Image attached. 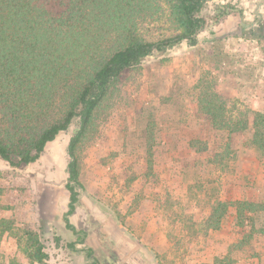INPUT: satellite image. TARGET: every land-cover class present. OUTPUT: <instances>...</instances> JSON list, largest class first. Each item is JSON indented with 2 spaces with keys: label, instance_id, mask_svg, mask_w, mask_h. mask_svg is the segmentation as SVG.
Segmentation results:
<instances>
[{
  "label": "rangeland",
  "instance_id": "1",
  "mask_svg": "<svg viewBox=\"0 0 264 264\" xmlns=\"http://www.w3.org/2000/svg\"><path fill=\"white\" fill-rule=\"evenodd\" d=\"M160 3L158 13L139 20L147 41L177 33L169 7ZM227 4L239 19L218 33L201 30L195 45L183 41L146 57L97 108L76 149L82 211L74 222L88 231L84 243H76L84 234L65 233L60 218L69 194L67 147L80 118L35 162L14 168L0 158V218L13 220L21 233L31 227L48 254L42 263L33 261L27 237L19 244L6 233L0 264H90L86 252L110 234L119 250L157 264H264V233L231 249L249 231L236 224L234 207L220 228L207 224L218 200L264 202V151L251 143L252 123L239 132L217 128L199 105L213 89L233 119L264 112V0L244 8ZM207 12L215 25L216 6ZM249 13L252 19H244ZM258 223L264 224L261 215Z\"/></svg>",
  "mask_w": 264,
  "mask_h": 264
},
{
  "label": "trees",
  "instance_id": "2",
  "mask_svg": "<svg viewBox=\"0 0 264 264\" xmlns=\"http://www.w3.org/2000/svg\"><path fill=\"white\" fill-rule=\"evenodd\" d=\"M161 1L169 7L177 33L147 41L139 34V20L158 13ZM210 1L0 0V158L14 168L35 162L46 145L79 117L80 127L67 147L68 214L72 213L78 202L76 185L81 184L76 149L111 86L155 52L165 53L183 41L197 44L198 32L210 24ZM234 10L233 5H216L215 21H223ZM111 42L114 46L109 47ZM199 105L217 128L239 132L252 123L251 143L264 151V112L233 119L227 103L213 89L199 97ZM230 207L236 211V224L249 228L231 249L242 247L256 232L264 233V224L258 223L260 215L264 217V202L248 199L218 200L208 227L220 228ZM66 225L83 233L68 219ZM22 230L13 220L0 218V247L6 233L19 244L27 237L29 257L44 262L48 254L36 232L29 226ZM74 244H70L73 249Z\"/></svg>",
  "mask_w": 264,
  "mask_h": 264
},
{
  "label": "flooded vegetation",
  "instance_id": "3",
  "mask_svg": "<svg viewBox=\"0 0 264 264\" xmlns=\"http://www.w3.org/2000/svg\"><path fill=\"white\" fill-rule=\"evenodd\" d=\"M68 166V164H67ZM68 172V169H67ZM68 178H69V173H68ZM68 182V179H67ZM66 182V183H67ZM66 183H65V187H66ZM80 186V185H79ZM66 189L68 190V188L66 187ZM77 189V188H76ZM79 191V190H78ZM68 202H67V208L66 210H64L61 214V220L64 224V231L65 233H74V231L70 228L67 227L66 222L67 219L70 223H72L73 225L76 226L75 222H74V217L80 216L81 214V200H80V191L78 193V202L76 205L75 210L68 214V210H69V203H70V191L68 190ZM85 215L88 216V212L86 210V212H84ZM81 217V216H80ZM77 228V226H76ZM107 228V226H106ZM65 229L69 230V232H67ZM78 230H83V233L78 234V233H74L76 236H81L82 234L83 237L79 238V240L76 241V243H84L85 241V237L88 236V231L81 228H77ZM110 234L109 239H106V237L103 235H100L101 237L99 238L98 241L95 242V245L93 247H90L89 251L86 252V258L90 259V264H157L156 261H149L143 258V255L139 252L137 253H131V252H126L123 250H119L118 247V240L117 238L113 235ZM125 235V234H124ZM104 239H106L105 243H104ZM83 241V242H81ZM75 243V242H74ZM75 245V244H74ZM76 247V246H75ZM76 249V248H75ZM79 250V249H78ZM108 254V256L106 255Z\"/></svg>",
  "mask_w": 264,
  "mask_h": 264
},
{
  "label": "crops",
  "instance_id": "4",
  "mask_svg": "<svg viewBox=\"0 0 264 264\" xmlns=\"http://www.w3.org/2000/svg\"><path fill=\"white\" fill-rule=\"evenodd\" d=\"M253 1H255V0H211L209 2V4L216 6L218 4H227V3L236 4L237 3V6L241 5L240 7L244 8L246 4L251 5L253 3ZM243 14H247V10H244ZM252 17H253V15L251 13H249V15L245 16L244 19L250 20V19H252ZM234 18L239 19L240 17L237 16L235 13H231V14L227 15V17L223 21L216 23L215 25L208 24L207 28L210 27L209 29H213L214 31H216L218 33V30H221V28L224 25H226L228 23V21H230L231 19H234Z\"/></svg>",
  "mask_w": 264,
  "mask_h": 264
},
{
  "label": "water",
  "instance_id": "5",
  "mask_svg": "<svg viewBox=\"0 0 264 264\" xmlns=\"http://www.w3.org/2000/svg\"><path fill=\"white\" fill-rule=\"evenodd\" d=\"M63 132H64V131H63ZM59 135H60V134H59ZM59 135H58V136H59ZM58 136H57V137H58ZM57 137H56V138H57ZM53 141H54V140H53ZM51 142H52V141H51Z\"/></svg>",
  "mask_w": 264,
  "mask_h": 264
},
{
  "label": "bare ground",
  "instance_id": "6",
  "mask_svg": "<svg viewBox=\"0 0 264 264\" xmlns=\"http://www.w3.org/2000/svg\"><path fill=\"white\" fill-rule=\"evenodd\" d=\"M59 136H60V135H59ZM59 136H58V137H59ZM58 137H57V138H58ZM57 138H56V139H57ZM56 139H55V140H56ZM55 140H54V141H55Z\"/></svg>",
  "mask_w": 264,
  "mask_h": 264
}]
</instances>
